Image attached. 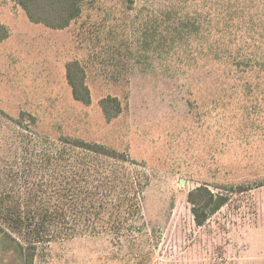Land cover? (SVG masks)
<instances>
[{"label": "rangeland", "instance_id": "1", "mask_svg": "<svg viewBox=\"0 0 264 264\" xmlns=\"http://www.w3.org/2000/svg\"><path fill=\"white\" fill-rule=\"evenodd\" d=\"M183 2L191 15L201 2L203 14L210 2H229L264 34V0H83L82 15L63 29L0 0L9 31L0 41V108L33 115L48 140L68 135L124 151L149 178L135 237L55 240L40 246L33 264H264L263 72L192 52L167 64L151 53L137 58L144 53L137 29ZM72 59L86 69L89 103L72 96L65 71ZM107 95L121 101L110 121L99 104ZM201 184L229 199L198 227L186 196ZM236 186L242 191L229 193Z\"/></svg>", "mask_w": 264, "mask_h": 264}, {"label": "trees", "instance_id": "2", "mask_svg": "<svg viewBox=\"0 0 264 264\" xmlns=\"http://www.w3.org/2000/svg\"><path fill=\"white\" fill-rule=\"evenodd\" d=\"M13 1L30 21L54 29L68 27L83 11V0ZM187 7L186 2L169 5L160 21L150 16L142 23L136 41L144 53L138 59L151 53L152 59L167 64L174 55L192 52L195 60L207 55L217 63H235L243 72L264 74V34L251 30L242 8L210 2L203 14L207 3L201 2L191 15ZM8 35L0 22V41ZM118 37L116 31L113 40L119 45ZM234 42L238 47L232 53ZM65 71L74 99L89 103L81 61H67ZM99 104L108 121L121 112L116 96L107 95ZM148 184L143 166L126 152L68 135L48 140L37 134L33 115L22 111L12 116L0 108V264H33L40 246L55 240L98 234L118 240L135 237ZM228 191L241 192L242 187ZM226 193H215L206 184L189 189L186 199L196 226L205 225L228 201Z\"/></svg>", "mask_w": 264, "mask_h": 264}, {"label": "water", "instance_id": "3", "mask_svg": "<svg viewBox=\"0 0 264 264\" xmlns=\"http://www.w3.org/2000/svg\"><path fill=\"white\" fill-rule=\"evenodd\" d=\"M181 182H184L183 180Z\"/></svg>", "mask_w": 264, "mask_h": 264}]
</instances>
